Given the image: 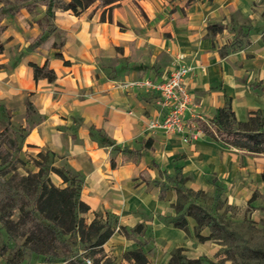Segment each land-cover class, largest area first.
<instances>
[{
    "label": "crops",
    "instance_id": "1",
    "mask_svg": "<svg viewBox=\"0 0 264 264\" xmlns=\"http://www.w3.org/2000/svg\"><path fill=\"white\" fill-rule=\"evenodd\" d=\"M13 3L0 0V9L7 6L1 20L0 104L11 109L16 99L31 96L23 102V128L27 100L42 117L23 148L50 150L55 165L65 160L82 175L81 199L91 207L89 215H113L130 229L151 224L153 239L172 250L191 248L193 240L184 229L162 220L173 212L175 192L167 187L162 199L156 181L166 184L167 175L181 171L186 179L195 177L199 188L209 185L211 176L213 182L229 184L240 175L247 186L250 175L263 171L264 154L230 146L204 131L190 143L178 133L149 131L148 125L162 116L158 94L122 84L165 79L183 57L194 67L186 80L192 102L185 115L188 124L200 129L199 122L208 123L228 100L240 122L254 111L264 115V0H193L185 6L180 1L120 0L113 5V23L101 19L104 8L97 5L79 15L57 9L55 26L64 44L34 50L30 44L42 36L39 21L45 22L46 6L17 11ZM234 43L238 46L232 49ZM224 48L228 53L222 54ZM46 64L55 72L54 82L35 79V68ZM93 128L117 145L141 150L142 156L122 162L126 155L112 154L111 147L92 136ZM53 179L56 186H65L57 175ZM145 215L152 217L145 221ZM131 242L127 239L128 247ZM3 257L0 264H10Z\"/></svg>",
    "mask_w": 264,
    "mask_h": 264
},
{
    "label": "trees",
    "instance_id": "2",
    "mask_svg": "<svg viewBox=\"0 0 264 264\" xmlns=\"http://www.w3.org/2000/svg\"><path fill=\"white\" fill-rule=\"evenodd\" d=\"M118 1L120 0H14L13 6L17 11L23 8L34 11L41 5L46 6L45 22L39 21L43 28L42 36L33 39L30 48L57 49L64 44V37L55 26L57 9L71 10L75 15H79L89 7L97 5V8H104L101 19L113 23V5ZM190 1L193 0L188 2ZM6 7L0 9V35L5 30L1 20L7 13ZM223 28L222 25L218 26L220 30H224ZM237 46L238 44L234 43L231 48L235 49ZM3 50L0 37V53ZM226 53L228 49H222V54ZM57 57H62V54L58 52ZM34 76L35 79L48 78L51 82L56 80L55 72L49 69L48 64L43 68L36 67ZM25 105L27 126L16 132L12 128V123L8 122L7 128L0 132V223L4 225L9 238L15 242L13 249L17 252L14 257L16 259L21 260L26 254L25 251L29 250L43 256L46 264H86L83 254L80 250H74V245L80 244L83 250L89 252L90 257L101 254L104 251L103 246L113 237L115 227L112 222L102 220L101 214H95L92 223H87L85 215L90 213L91 207L81 199L85 179L68 164L65 167H57L54 164L56 154L52 151H41L33 159L38 167L37 171H27V174L19 171L20 167L25 166L21 153L27 134L42 120L31 101L27 100ZM32 114L37 118L31 119ZM250 115L247 122H240L233 110L232 101L228 100L225 107L219 109L218 114L208 123L200 121L199 127L208 135L230 146L262 154L264 153V115L258 111L251 112ZM90 133L103 146L111 147L112 154L119 151L125 154L126 159L122 162H137L142 156L141 150H131L117 145L102 130L93 128ZM150 145L151 141H148L146 147ZM111 163L113 168L118 167L114 158H111ZM51 174L63 179L65 186H56ZM166 177L174 182H177V178L186 179L181 171H178L174 177L170 175ZM156 184L161 189L163 199L168 190L167 186L164 182L156 181ZM197 210L195 213L185 215L181 214V208H178L177 219L171 222L172 226L186 231L188 216L195 218L199 230L208 219L207 223L212 222L210 214L200 207H197ZM17 213L19 218L15 220ZM130 234L127 237L137 243L138 247L129 251L126 259L134 264H150L143 249L144 244L132 231ZM21 237L24 238V242L19 246L17 241ZM184 251V248L179 247L172 254L170 264H206V260L202 258H187L183 254ZM14 258L9 260L10 264H15ZM100 262L101 259L94 260V264ZM108 262L109 259H106L104 263L110 264Z\"/></svg>",
    "mask_w": 264,
    "mask_h": 264
},
{
    "label": "rangeland",
    "instance_id": "3",
    "mask_svg": "<svg viewBox=\"0 0 264 264\" xmlns=\"http://www.w3.org/2000/svg\"><path fill=\"white\" fill-rule=\"evenodd\" d=\"M167 1H180L185 6L189 0ZM25 98L12 102L11 109L6 108L3 103L0 104V132L7 128L8 122L12 123L14 131L22 130ZM33 118H37L35 114L31 115V119ZM22 151L21 157L25 161V166L20 167L19 171L23 174H27V171H37L38 167L33 159L38 153L24 148ZM57 164L56 166L60 168L67 166L65 160ZM54 175H50L53 183H55ZM247 184V186L243 184V178L240 175H235L229 184L221 179H215L213 182V176H211L209 185L206 184L202 188H199L200 185L195 181V177L177 178V182L166 180L167 187L174 190L175 198L172 214L162 217L165 223L172 225L171 222L177 219L178 208H181V214L188 215L197 212V207H200L212 217V222L207 223L208 219L201 230L194 217H187L186 232L193 240L191 248H184L183 254L187 258H202L206 260V264H264V169L260 173L250 175ZM94 217L95 214L85 215L88 224L92 223ZM102 217L105 222L113 223L116 236L113 235L114 238L103 246L104 251L101 254L93 257H90L89 252L83 250L80 244H75L74 250L81 251L86 264H94L96 258L101 259L100 264H105L106 259H109L110 264H134L126 259V254L138 247V244L132 240L131 247H128L126 243L127 239L130 240L127 236L131 235V231L144 244L143 249L147 253L150 264H170L172 254L177 249L172 250L166 242L153 239L151 224L144 223L130 229L120 226L119 220L113 215L106 214ZM151 217V215H145L144 219L149 221ZM18 218L19 213L14 219ZM190 222H193V225L189 227ZM17 242L21 246L24 238H19ZM14 245L15 242L9 238L4 225L0 223V254L4 256V262H9L16 256ZM25 252L21 260L14 258L15 264H46L43 256L29 250Z\"/></svg>",
    "mask_w": 264,
    "mask_h": 264
},
{
    "label": "built area",
    "instance_id": "4",
    "mask_svg": "<svg viewBox=\"0 0 264 264\" xmlns=\"http://www.w3.org/2000/svg\"><path fill=\"white\" fill-rule=\"evenodd\" d=\"M193 69V66L184 62L183 57H178L165 79L154 81L145 77L122 84L126 89L138 88L158 94L156 103L162 116L160 120L150 123L147 130L181 134L185 143L197 141L202 137L204 132L188 124L185 117L192 104L186 80Z\"/></svg>",
    "mask_w": 264,
    "mask_h": 264
}]
</instances>
